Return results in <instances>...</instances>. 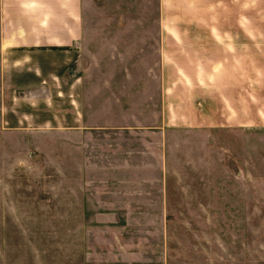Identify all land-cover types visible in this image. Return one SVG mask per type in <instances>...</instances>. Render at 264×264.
Returning a JSON list of instances; mask_svg holds the SVG:
<instances>
[{
    "label": "crops",
    "instance_id": "0c3cea01",
    "mask_svg": "<svg viewBox=\"0 0 264 264\" xmlns=\"http://www.w3.org/2000/svg\"><path fill=\"white\" fill-rule=\"evenodd\" d=\"M100 1L103 17L89 22V4ZM155 2L161 126L198 134L189 155L184 149L193 173L161 179L166 194L176 184L192 193L163 216L246 219L242 236L230 228L229 264H264V0ZM106 8L116 12L105 17ZM142 12L143 0H0L2 122L71 170L76 203L88 186L86 138L114 128L109 111L106 124L90 121L95 73L83 70L84 42L92 57L113 55L123 39L131 51L142 43ZM120 26L125 33L115 32ZM173 155L167 151L166 172ZM221 244L214 264H223Z\"/></svg>",
    "mask_w": 264,
    "mask_h": 264
},
{
    "label": "rangeland",
    "instance_id": "374dc122",
    "mask_svg": "<svg viewBox=\"0 0 264 264\" xmlns=\"http://www.w3.org/2000/svg\"><path fill=\"white\" fill-rule=\"evenodd\" d=\"M155 3L143 0L142 43L131 45V51L123 39L113 55L92 57L90 41L84 42L83 70L95 73L90 121L106 124L109 111L114 128L86 138L88 186L80 187L77 203L71 170H61L54 158L46 160L37 139L4 127L0 56V264H214L220 240L222 263L229 264L230 228L242 236L246 219L163 216L183 204L182 194L192 193L176 184L166 194L161 179H181L184 168L193 173L184 149L189 155L187 147L197 145L198 134L165 132L161 126L160 59L151 48ZM89 7L88 18L103 17L102 1ZM111 11L106 8L105 17ZM100 32H113V27ZM173 148V168L167 173L165 159Z\"/></svg>",
    "mask_w": 264,
    "mask_h": 264
}]
</instances>
